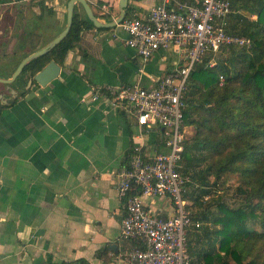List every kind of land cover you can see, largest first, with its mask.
Returning a JSON list of instances; mask_svg holds the SVG:
<instances>
[{"label":"crops","instance_id":"obj_1","mask_svg":"<svg viewBox=\"0 0 264 264\" xmlns=\"http://www.w3.org/2000/svg\"><path fill=\"white\" fill-rule=\"evenodd\" d=\"M68 1L0 0L1 78H10L32 53L26 54L31 45H21L27 32L34 34L32 45L38 50L63 31ZM173 1L193 0H170L167 6ZM86 2L99 22H109L99 15L100 4L110 7L112 20L118 17L119 0ZM162 2L128 0L127 7L130 17L144 16ZM74 11L80 20L87 18L79 3ZM126 37L120 25H85L51 85L26 90L16 81L11 92L2 86L0 264H122L121 253L131 243L119 239L124 209L116 194V173L134 144L149 154L164 152L161 130L139 127L107 98L83 100L95 86L150 88L179 63L178 53L170 50L142 65L125 45ZM186 129L190 138L193 129ZM143 202L149 212L172 215L167 198ZM189 241L195 247L202 243L195 234Z\"/></svg>","mask_w":264,"mask_h":264},{"label":"built area","instance_id":"obj_2","mask_svg":"<svg viewBox=\"0 0 264 264\" xmlns=\"http://www.w3.org/2000/svg\"><path fill=\"white\" fill-rule=\"evenodd\" d=\"M169 1L163 0L144 16L124 19L120 26L127 35L125 45L142 65L157 52L172 50L179 55L178 66L150 88L95 86L83 100L94 103L107 98L113 109L128 114L139 127L161 130L164 152L149 154L134 144L116 173V194L124 209L119 239L131 243L121 253L122 264H190L188 231L200 228L201 222L193 220L187 208L190 178L182 171L189 76L206 58L214 65L213 57L225 48L249 50L252 46L249 38L229 31L227 19L234 12L230 0L173 1L167 6ZM99 10L100 16L111 14L106 4H100ZM143 198H167L172 215L164 218L149 212Z\"/></svg>","mask_w":264,"mask_h":264},{"label":"trees","instance_id":"obj_3","mask_svg":"<svg viewBox=\"0 0 264 264\" xmlns=\"http://www.w3.org/2000/svg\"><path fill=\"white\" fill-rule=\"evenodd\" d=\"M236 1L240 9L232 5L233 10L251 11L256 20L249 29L229 31L249 38L252 46L249 50L229 48L232 57L212 66L206 58L191 72L183 123L193 133L184 145L182 171L190 178L185 199L194 205L212 201L209 196L216 192L220 180L233 175L238 178L243 197L237 207L220 199L215 202L216 213L192 214L193 220L203 222L204 227L195 233L202 241L198 248L187 243L190 264H264V0H246L249 5ZM131 10L126 8L125 19L130 18ZM85 25L93 27L74 11L66 38L47 54L30 61L22 76L35 75L51 61L62 66ZM33 41L32 33L21 38L22 47H32L26 54L36 50ZM22 76L16 81L23 87ZM190 187L195 188L189 191Z\"/></svg>","mask_w":264,"mask_h":264},{"label":"water","instance_id":"obj_4","mask_svg":"<svg viewBox=\"0 0 264 264\" xmlns=\"http://www.w3.org/2000/svg\"><path fill=\"white\" fill-rule=\"evenodd\" d=\"M76 3H79L83 7L88 20L97 29L113 28L116 25H120L121 22L127 16L126 8L128 6V0H119L117 5V9L119 12L118 17L115 20H112L111 22L108 23H102L98 21L91 7L86 2V0H69L67 3L66 25L63 31L57 37L51 40L47 45L30 53L23 60H21V62L18 64V66L16 67L10 78L0 77V85L5 86L9 89L10 86H12L16 82L17 78L23 74L26 65L30 61L47 54L49 51H51L55 46H57L60 42H62L66 38L72 27L74 7ZM59 73H60V66L57 65L54 61H51L35 75H31V74L28 75L29 79L27 82L26 90L31 89L33 87V84L41 88H45L51 85L54 80L58 79ZM9 90L11 92V88ZM12 94H15V90H12ZM1 97L2 96H0V98ZM0 113H1V109H0Z\"/></svg>","mask_w":264,"mask_h":264},{"label":"rangeland","instance_id":"obj_5","mask_svg":"<svg viewBox=\"0 0 264 264\" xmlns=\"http://www.w3.org/2000/svg\"><path fill=\"white\" fill-rule=\"evenodd\" d=\"M244 3L250 4V2H247L246 0H241ZM234 9H240L239 3L236 0L231 1ZM234 12L228 17L227 24L231 30L240 31L244 28H248L251 25V22L256 20V16L251 11H245V10H233ZM238 49V48H236ZM234 49V50H236ZM246 50V49H245ZM233 56V50L231 49H223L221 52L215 54L213 57L214 64L223 61L228 57ZM209 61V60H208ZM223 82V81H222ZM222 85V83H220ZM193 133V130H192ZM189 139V137H187ZM187 142V140H186ZM210 182H212L213 177L209 178ZM239 182L237 176L233 175V177H225L224 179L220 180L218 187H216V192H212L209 196V198H213L212 201H208L206 204L202 206L194 205L192 202L189 204V210L192 214L197 215L202 213H216L217 207L215 205V202L221 199L226 205L230 207H237L240 204L241 198L243 197V194L240 192L239 189ZM195 188V187H194ZM194 188H189V191H192ZM216 196H219V199H215ZM207 199V198H206ZM214 202V203H213ZM204 227V223L201 222L200 228ZM200 228L194 229V227L190 228L188 231L187 236V243L189 244V238L195 233H198L200 231ZM256 230H260L257 226H255ZM193 242V241H192ZM192 246V245H191ZM196 248V247H195ZM198 248V247H197ZM231 264L232 261H230Z\"/></svg>","mask_w":264,"mask_h":264},{"label":"flooded vegetation","instance_id":"obj_6","mask_svg":"<svg viewBox=\"0 0 264 264\" xmlns=\"http://www.w3.org/2000/svg\"><path fill=\"white\" fill-rule=\"evenodd\" d=\"M28 75H29V74H25V75H23V76L21 75V76H22V81H24L23 83H25V86H27V82H28V79H29V78H27ZM2 90H3V88L1 87V88H0V92H1ZM1 98H2V97H1ZM0 103H2V102H1V99H0Z\"/></svg>","mask_w":264,"mask_h":264}]
</instances>
